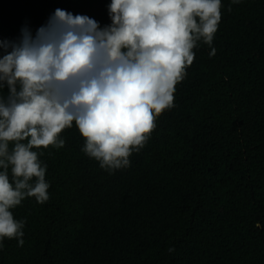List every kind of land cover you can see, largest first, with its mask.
<instances>
[{
	"label": "trees",
	"instance_id": "obj_1",
	"mask_svg": "<svg viewBox=\"0 0 264 264\" xmlns=\"http://www.w3.org/2000/svg\"><path fill=\"white\" fill-rule=\"evenodd\" d=\"M221 2L215 56L203 42L193 50L175 106L131 167L102 169L75 123L63 148L38 150L50 198L11 209L24 245L5 238L0 264H264V0L231 12ZM109 3L0 0V37L25 23L35 33L57 8L103 27Z\"/></svg>",
	"mask_w": 264,
	"mask_h": 264
},
{
	"label": "clouds",
	"instance_id": "obj_2",
	"mask_svg": "<svg viewBox=\"0 0 264 264\" xmlns=\"http://www.w3.org/2000/svg\"><path fill=\"white\" fill-rule=\"evenodd\" d=\"M242 0H231L239 4ZM221 0H110V24L57 8L35 33L27 23L16 39L0 37V250L24 245V220L11 209L25 198L49 200L50 146L73 123L81 151L112 174L131 167L173 108L200 42L212 47L222 20ZM35 149V150H34ZM256 227L260 224L257 222ZM169 254L175 252L170 246Z\"/></svg>",
	"mask_w": 264,
	"mask_h": 264
}]
</instances>
